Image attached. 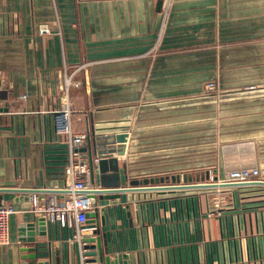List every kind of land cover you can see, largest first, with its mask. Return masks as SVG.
Returning a JSON list of instances; mask_svg holds the SVG:
<instances>
[{
    "label": "crops",
    "instance_id": "crops-1",
    "mask_svg": "<svg viewBox=\"0 0 264 264\" xmlns=\"http://www.w3.org/2000/svg\"><path fill=\"white\" fill-rule=\"evenodd\" d=\"M73 72L85 153L102 158L99 136L125 139L118 187L215 182L240 168L264 179V0H0V189L65 184L55 117ZM209 82L219 91L205 96ZM120 195L100 201L112 264H264V187ZM17 196L4 202L27 209ZM38 219H12L0 264H82L57 224L40 236L36 223L38 259H23L33 245L20 243L19 225Z\"/></svg>",
    "mask_w": 264,
    "mask_h": 264
},
{
    "label": "built area",
    "instance_id": "built-area-1",
    "mask_svg": "<svg viewBox=\"0 0 264 264\" xmlns=\"http://www.w3.org/2000/svg\"><path fill=\"white\" fill-rule=\"evenodd\" d=\"M38 33L41 36L49 35L52 33V29L48 25H41L38 28ZM75 74L76 72H73L65 80V92L61 98L62 109L56 112L55 117V133L58 137L63 138L66 147V162L64 165L65 184L62 187L54 189V191H50L48 188L23 189L31 196L28 203L30 207L24 210H18L15 205L3 201L0 207V246L12 243L10 225L16 215L37 216L45 219L47 226L48 224H57L62 229L72 231V236L68 239V242L80 245L82 264H89L87 261L88 250L85 248L84 238L87 233H93L98 227H88V214L104 207L98 200L99 196L114 189H105L94 181L92 168L94 167L98 171L102 158L85 153L83 148L89 137L85 133H75L73 129L74 111L71 108L70 92L71 87L80 86L74 80ZM207 89L209 92H215L217 90L216 84L209 83ZM1 115L2 98L0 92ZM214 183L223 186L222 188L229 189L264 187V179L259 168L233 170L227 173L224 179ZM196 185H162L159 188H163L160 189L161 191L196 190L194 188ZM204 189L213 188L206 187ZM214 216L215 212L208 213V218H213Z\"/></svg>",
    "mask_w": 264,
    "mask_h": 264
},
{
    "label": "water",
    "instance_id": "water-1",
    "mask_svg": "<svg viewBox=\"0 0 264 264\" xmlns=\"http://www.w3.org/2000/svg\"><path fill=\"white\" fill-rule=\"evenodd\" d=\"M96 142L103 144L104 147H101V149L97 148L96 143V151L99 153V155L102 156V159L98 166V171L101 176V183L104 186L105 189H114L112 191L105 192L101 194L98 198L99 201L103 200H116L121 198V193L129 192V191H161L159 186L145 188V187H129V188H121L119 186V180H120V169H119V157L116 155L118 153L123 152V144L125 143L124 137L116 136V135H102L96 138ZM121 144V145H120ZM86 152V150H83ZM106 155H111L110 157H106ZM93 176L95 169L92 168ZM95 181V177L93 178ZM264 185V183H263ZM220 185L218 183H213L209 185H203V184H197L194 186L196 189H203L206 187L209 188H217ZM141 188V189H140ZM144 188V189H143ZM172 188V187H169ZM186 188V187H183ZM171 190V189H170ZM8 192L13 193H19V196L15 197L14 203H22L23 200L27 202V205H25L24 208H29L30 205L28 204L31 196L28 195V192H25V190L22 189H0V207L3 204L4 201V194ZM105 207H101L100 210L97 209L95 212L88 214V227H98L97 230L93 231L92 234L97 235V237H90L86 238L84 240L85 248L88 250V256H91L94 258L93 262L94 264H112L110 256H106L103 251L102 246V233H104L105 237L107 236L106 232V217H105ZM128 217H131V213L128 212ZM38 223V230L40 236H46L47 235V224L45 219L40 218L37 220V222H29V223H21L19 225V241L22 244H32L33 247H25L23 249V252L25 253H32V255H23V259L27 260L29 258L33 259L35 262L38 259L36 242H37V230L36 226ZM102 226V228H101ZM34 253V254H33ZM29 256V257H28ZM124 264H128V255H124ZM34 264H50L48 262H39ZM115 264H119L117 261H115Z\"/></svg>",
    "mask_w": 264,
    "mask_h": 264
},
{
    "label": "rangeland",
    "instance_id": "rangeland-1",
    "mask_svg": "<svg viewBox=\"0 0 264 264\" xmlns=\"http://www.w3.org/2000/svg\"><path fill=\"white\" fill-rule=\"evenodd\" d=\"M167 1H169V3L171 4V2L172 1H174V0H167ZM209 83H215V82H209ZM209 83H206V85L204 86V93H203V95H207V94H213V93H217L218 91H219V86L218 85H216V88H217V90L215 91V92H209L208 91V89H207V87H208V84ZM216 84V83H215ZM215 182H218V181H215ZM209 183H214V181L213 180H211V181H205V182H200V183H195V184H209ZM183 185H187V184H183ZM190 185V184H189ZM258 188H260V187H258ZM262 188V187H261ZM224 189V188H223ZM225 189H229V188H225ZM196 190H203V189H196ZM216 199H218V196H216ZM226 202H229V201H226ZM216 207H220V203H218L217 204V206H215V208Z\"/></svg>",
    "mask_w": 264,
    "mask_h": 264
},
{
    "label": "bare ground",
    "instance_id": "bare-ground-1",
    "mask_svg": "<svg viewBox=\"0 0 264 264\" xmlns=\"http://www.w3.org/2000/svg\"><path fill=\"white\" fill-rule=\"evenodd\" d=\"M223 186H219V187H217V188H222Z\"/></svg>",
    "mask_w": 264,
    "mask_h": 264
}]
</instances>
